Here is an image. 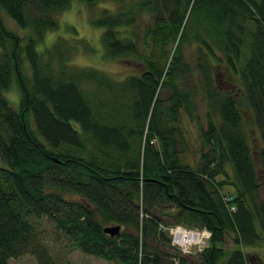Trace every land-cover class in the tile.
Here are the masks:
<instances>
[{
	"label": "trees",
	"instance_id": "trees-1",
	"mask_svg": "<svg viewBox=\"0 0 264 264\" xmlns=\"http://www.w3.org/2000/svg\"><path fill=\"white\" fill-rule=\"evenodd\" d=\"M75 2L103 30L104 60L140 74L117 80L73 65L83 39L40 50ZM103 3L116 9L95 16ZM200 94L208 150L193 168L173 122ZM263 187L264 0H0V264L26 255L58 264L35 225L43 221L66 247L112 264H250L244 248L264 243ZM167 221L208 230L209 247L184 256L161 229ZM113 225L119 236L105 233Z\"/></svg>",
	"mask_w": 264,
	"mask_h": 264
},
{
	"label": "rangeland",
	"instance_id": "rangeland-1",
	"mask_svg": "<svg viewBox=\"0 0 264 264\" xmlns=\"http://www.w3.org/2000/svg\"><path fill=\"white\" fill-rule=\"evenodd\" d=\"M112 9L116 7L112 3H103L96 6L94 9V15L98 16L101 10ZM87 8L86 5L79 2H75L71 9L66 11L60 17V29L56 33H49L43 45L40 46V50L50 48L58 38H65L68 41L73 39H83L88 42V49H79L72 59V64L80 68H95L106 72L114 79L123 80L129 75L140 74L142 67L126 61H106L103 58L104 50L101 42L102 29H95L90 23L91 14L93 12ZM140 37L143 39L144 29L146 27V19L140 20ZM8 26L19 33L24 35L22 30L8 20ZM73 43V41L71 42ZM184 61L195 66L197 63L196 49L195 47L186 46L183 52ZM225 70L223 68L217 69V79L222 88H227L228 80ZM230 80V78L228 77ZM170 96L167 90L163 91V97L168 98ZM9 99L14 103H18V95L15 92L9 94ZM168 106V103H167ZM207 114V105L204 97L200 94L194 99V103L185 104L176 116V120L173 122L177 129L178 150L180 151V157L182 161L189 164L193 168L198 166L200 157L203 151H207L208 147L205 145V117ZM250 118L249 116H247ZM257 140L255 144L260 146V136H255ZM229 173L230 169H229ZM232 176V174H231ZM224 178L220 177L222 181ZM225 196H232L235 193L233 187H225L223 190ZM261 199L264 200V187L260 191ZM168 226H171L168 222ZM36 227L41 232L43 240L48 244L51 250V255L57 260L58 264H112L104 260L86 256L78 249H70L66 247L65 239L59 236L56 228L46 222L36 224ZM114 226V225H113ZM112 227V226H111ZM234 249L233 235L227 234L224 244V250L226 252ZM192 252L196 251V247L191 249ZM244 253L249 260L250 264H264V243L255 248H244ZM186 256V255H184ZM188 256V255H187ZM194 256V255H193ZM10 264H38L37 259L32 255H26L18 259L10 260Z\"/></svg>",
	"mask_w": 264,
	"mask_h": 264
},
{
	"label": "built area",
	"instance_id": "built-area-1",
	"mask_svg": "<svg viewBox=\"0 0 264 264\" xmlns=\"http://www.w3.org/2000/svg\"><path fill=\"white\" fill-rule=\"evenodd\" d=\"M161 229L169 232L173 247L180 250L184 255L191 254L193 247H196L197 252H203L208 247L211 238V233L206 230L192 231L180 226L171 228L161 227Z\"/></svg>",
	"mask_w": 264,
	"mask_h": 264
},
{
	"label": "water",
	"instance_id": "water-1",
	"mask_svg": "<svg viewBox=\"0 0 264 264\" xmlns=\"http://www.w3.org/2000/svg\"><path fill=\"white\" fill-rule=\"evenodd\" d=\"M121 226H112L105 229V233L111 237H116L120 235Z\"/></svg>",
	"mask_w": 264,
	"mask_h": 264
}]
</instances>
